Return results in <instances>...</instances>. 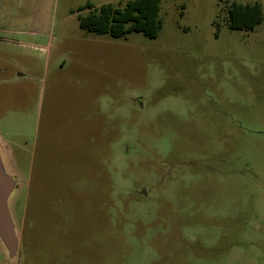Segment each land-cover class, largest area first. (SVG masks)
Returning <instances> with one entry per match:
<instances>
[{"label":"rangeland","instance_id":"rangeland-1","mask_svg":"<svg viewBox=\"0 0 264 264\" xmlns=\"http://www.w3.org/2000/svg\"><path fill=\"white\" fill-rule=\"evenodd\" d=\"M88 1L29 3L49 50L0 94L23 175L0 264H264V20L228 15L261 0H162L154 38L82 28Z\"/></svg>","mask_w":264,"mask_h":264},{"label":"crops","instance_id":"crops-1","mask_svg":"<svg viewBox=\"0 0 264 264\" xmlns=\"http://www.w3.org/2000/svg\"><path fill=\"white\" fill-rule=\"evenodd\" d=\"M112 1L106 0L105 3ZM19 3H22L20 8ZM29 3L31 0H0V94L27 92L25 74L31 75L43 54L47 56L49 50V32L43 24L36 29L25 27L33 18ZM261 3L264 10V0ZM1 115L0 128L3 127L2 122L9 125V132L4 133L0 129L2 167L9 176L21 177L23 175L15 149L21 148V144L15 140L18 134L12 131L10 113L3 112Z\"/></svg>","mask_w":264,"mask_h":264},{"label":"trees","instance_id":"trees-1","mask_svg":"<svg viewBox=\"0 0 264 264\" xmlns=\"http://www.w3.org/2000/svg\"><path fill=\"white\" fill-rule=\"evenodd\" d=\"M162 0H127L118 4L112 2L96 6L88 1L78 10L88 9V14H79L82 28L97 33H110L114 37H124L131 32L157 37L162 28L160 16ZM229 26L232 29H254L264 20L260 2L241 4L233 2L228 8Z\"/></svg>","mask_w":264,"mask_h":264},{"label":"water","instance_id":"water-1","mask_svg":"<svg viewBox=\"0 0 264 264\" xmlns=\"http://www.w3.org/2000/svg\"><path fill=\"white\" fill-rule=\"evenodd\" d=\"M14 187L13 179L4 171L0 160V238L11 254L15 253L18 247V239L8 203Z\"/></svg>","mask_w":264,"mask_h":264}]
</instances>
